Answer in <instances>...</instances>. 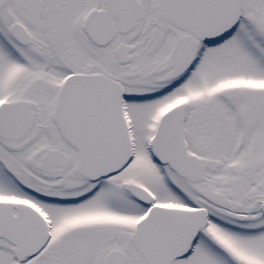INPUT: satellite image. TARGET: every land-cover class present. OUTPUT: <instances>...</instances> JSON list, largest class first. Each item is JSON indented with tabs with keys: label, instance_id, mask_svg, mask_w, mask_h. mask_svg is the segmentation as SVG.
Returning a JSON list of instances; mask_svg holds the SVG:
<instances>
[{
	"label": "snow or ice",
	"instance_id": "snow-or-ice-1",
	"mask_svg": "<svg viewBox=\"0 0 264 264\" xmlns=\"http://www.w3.org/2000/svg\"><path fill=\"white\" fill-rule=\"evenodd\" d=\"M0 264H264V0H0Z\"/></svg>",
	"mask_w": 264,
	"mask_h": 264
}]
</instances>
